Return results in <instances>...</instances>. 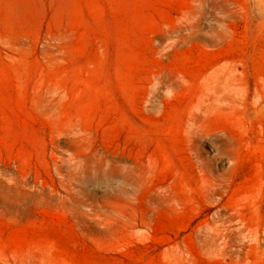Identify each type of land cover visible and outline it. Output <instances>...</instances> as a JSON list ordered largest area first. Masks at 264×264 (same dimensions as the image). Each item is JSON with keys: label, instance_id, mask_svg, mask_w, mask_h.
Returning a JSON list of instances; mask_svg holds the SVG:
<instances>
[{"label": "rangeland", "instance_id": "374dc122", "mask_svg": "<svg viewBox=\"0 0 264 264\" xmlns=\"http://www.w3.org/2000/svg\"><path fill=\"white\" fill-rule=\"evenodd\" d=\"M0 264H264V0H0Z\"/></svg>", "mask_w": 264, "mask_h": 264}]
</instances>
